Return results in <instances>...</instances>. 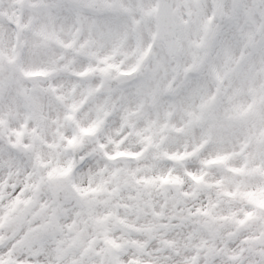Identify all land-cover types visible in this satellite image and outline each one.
Instances as JSON below:
<instances>
[{"label":"snow or ice","instance_id":"obj_1","mask_svg":"<svg viewBox=\"0 0 264 264\" xmlns=\"http://www.w3.org/2000/svg\"><path fill=\"white\" fill-rule=\"evenodd\" d=\"M0 264H264V0H0Z\"/></svg>","mask_w":264,"mask_h":264}]
</instances>
